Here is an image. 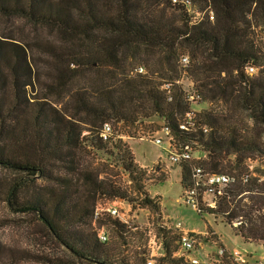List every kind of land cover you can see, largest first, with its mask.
<instances>
[{
	"label": "trees",
	"instance_id": "obj_1",
	"mask_svg": "<svg viewBox=\"0 0 264 264\" xmlns=\"http://www.w3.org/2000/svg\"><path fill=\"white\" fill-rule=\"evenodd\" d=\"M196 1L204 8L197 11L192 0H114L113 6L107 4L108 10L101 9L95 0H63L58 4L50 0H0V14L55 26L67 40L84 35L92 47L101 49L103 61L82 63L79 54L62 53L52 45H44V53L57 66L52 75L62 78L66 74L60 64L77 74L92 64L108 67L102 81L91 87V93H85L84 88L69 94L78 112L95 116L93 122L81 121L68 115L64 107L57 108L56 101H48L46 93L35 87L38 73L28 47L0 38V166L18 173L7 187L4 200L13 212L34 215L81 264H122L110 261L105 248L108 241L97 238L93 227L96 222L104 226L107 222V228L122 238L125 252L141 238L139 234L143 238L142 230H133L109 213L93 224L96 195L138 205L153 217L160 214L159 198L148 191L149 184L158 177L146 174L114 128L107 140L100 136L104 122L137 126L152 116L170 128L178 144L193 142V152L194 146H199L198 151L206 153L205 159L177 164L182 188L193 165L232 177L217 196L215 206H204L197 213L220 219L245 240L264 243V179L249 175L246 166L234 171L235 167L223 157L233 155L238 165L246 158L264 157V63L259 62L260 55L264 57V44L252 35L251 23V17H264V0ZM167 6L176 14L166 16ZM97 30L108 34L98 37ZM183 53L191 60L188 71L202 97L196 103L186 100L184 85L176 82L180 73L174 61ZM143 56L148 67L153 56L159 65L144 73L134 72ZM247 65L256 67V72L248 74ZM168 71L175 75H168ZM164 77L167 79L161 80ZM164 83L171 84L169 95L161 88ZM59 84L47 85L55 91ZM201 101L210 107L196 112L193 130H181L184 113L197 111ZM74 120L89 125L81 127ZM159 127L156 121L152 130ZM84 151L127 175L131 183L119 184L111 178H99L98 171L80 168L78 153ZM64 171L74 174L87 192L75 197L77 183L73 185L61 175ZM246 174L247 180L242 181ZM38 178L48 183L49 198H21L23 186L35 184ZM62 185L67 189L54 193V186ZM236 220L240 224L233 226ZM128 227L130 234L125 230ZM159 230L165 253L159 262L179 264L181 261L172 256L178 248V233L164 227ZM202 238L213 242L209 236ZM144 243L139 245L136 264L145 262Z\"/></svg>",
	"mask_w": 264,
	"mask_h": 264
},
{
	"label": "rangeland",
	"instance_id": "obj_2",
	"mask_svg": "<svg viewBox=\"0 0 264 264\" xmlns=\"http://www.w3.org/2000/svg\"><path fill=\"white\" fill-rule=\"evenodd\" d=\"M50 1L58 4L63 0ZM95 1L101 9L105 10H108L107 4L113 6L114 3V0ZM149 1L152 2V0ZM192 2L194 9H197V11L204 8L203 4H200V2L196 0H192ZM105 4L106 7L104 6ZM161 7L162 4L156 7L157 13L160 12L161 9L159 8ZM165 11L166 16H171L174 13L173 10L168 6ZM251 23L253 27L252 35H255L257 41L263 46L264 17L259 15L255 16L254 18L251 17ZM96 33L98 37H103V34H108L103 30H97ZM0 38L3 40L14 41L28 47V53L34 58L35 68L38 73V80L35 83V87L38 90L41 89L42 93H46V99L48 101H56L57 103L54 105H56L57 108L60 106L61 108L64 107L67 110L68 115L73 114L75 115L76 119L89 122L95 121V116L78 112L75 105H72V103L75 102H70L68 96L72 92L80 91L82 89L84 90V88H86L84 90L85 93H91V87L98 85V83L102 81L106 75L105 73L108 71V67L98 68V66L92 64L91 67H88L77 74L76 72L74 73V71L69 72L67 68L63 67V64H60L63 72L66 74H64L62 78H57L55 75H52L57 71V66H55L56 64L53 62L52 58L44 53L43 46L49 44L57 48L62 53L79 54L78 57L80 60L82 59V63L84 61L91 63L94 61H103L104 59L101 55V49L98 50L92 47L93 45L90 44L89 39H87V37L84 35H79L78 37L67 40V36H65L59 28L42 23H33L17 15L0 14ZM8 47L10 46H7V48ZM259 62L264 63V57L261 55L259 57ZM139 63V66L143 67L142 73L148 71V68L151 69L152 67H157L159 65L157 63L156 56L151 57V61L149 62L151 65H149V67L145 65L146 61L144 60V56L139 60ZM174 63L177 70H179V73H181L179 75L177 74L180 83H182V85H192L193 81L189 71H187L186 76L184 75L182 77L181 69L183 68L180 65L179 58H177ZM190 66L191 60H189L188 68H190ZM69 68H71V65ZM168 75L174 76L175 73L168 71ZM180 78L182 80H180ZM162 79H167V77L161 78V80ZM157 80L159 81L160 79ZM55 82H60V84L57 86L56 90L53 91L52 88H50V86L47 84ZM204 106L210 107L209 104L201 101L198 105H196L197 112L202 111ZM156 119H158L156 116H152L150 119L144 120L142 123H138L137 126H123L122 124L116 125L115 123L111 121L110 122L115 132H117L118 135H123L121 140L127 144L131 152L133 151L132 153L135 160H137V162H139L141 165L146 167L150 166L151 163H153L152 161L156 160L159 155L163 157L164 161L171 165L170 176L167 177L165 181L153 186L152 190L155 189L161 194L163 200L168 204L167 210H169L172 214H182L186 211V209L188 211V209H191L192 207L191 205H185L183 203L180 204L181 206H178L179 204L175 202L181 193V186L179 183L180 169L177 165L170 164L167 160L166 153L163 151V147H165V145L155 144L147 136V133L154 128V123L156 121L160 122V120ZM74 121L79 123L81 127H86L89 125L83 122H77L76 120ZM198 150L199 146H194V152L192 153L194 158L193 162L200 156ZM254 156L256 155H253L252 157ZM78 157L80 168H87L95 172H100L99 178H111L116 180L119 184H127L126 176L121 174L115 167L105 166L103 160L95 158L85 151L78 153ZM223 157L225 161H230V165L233 168L235 167L234 171L243 169L246 166V171L249 173V175L259 177V180L264 179V157L256 156L255 160L246 158L240 165L237 164V161L233 155H224ZM61 175L65 176L71 184L75 185L77 183L79 190L75 197H79L80 195L84 194L83 192H87V188L75 180L74 174H66L64 171L61 172ZM16 178H18V173H14L13 171H9L0 166V264H81L73 259L69 253L51 237L49 232H47L42 223H40L34 215L30 213L13 212L7 206L6 201L4 200V193L9 184L14 182ZM78 183H80V185ZM47 185L48 183L46 180L38 178L36 179L35 184L30 183L23 186V189L20 192V197L32 200L33 198L39 196L41 198L47 199L49 198V189ZM54 187L57 189L54 190V193L56 194L58 191L61 192L64 189H67L66 185ZM37 193H39V195H37ZM206 198L210 199V196L206 195ZM74 201L77 202L78 199L76 200L74 198ZM48 202H51V199L48 200ZM113 202L117 203V200ZM126 203L127 202H118L117 204L121 211L125 212L127 221L130 223V225L144 224L148 220L144 212L146 211L145 209H135L130 206L128 207ZM98 204L107 207L108 199L100 197V195H96L94 206ZM181 208L182 210L179 211ZM204 217L222 235L225 234L232 236L231 229L226 223L220 219H215L213 216L208 214H205ZM191 218L196 219L199 224L204 223V221L195 212H192ZM106 225L107 222H105V226L99 225L96 222L93 227L96 229L99 226H104V228H107L108 226ZM89 226H91V224ZM129 227L125 229L128 231L127 234H130L131 232L128 230ZM107 229L109 233V239L105 244V248L110 261L117 263L121 262L122 264H126V262L127 264H136L140 259L138 249L139 245H141V243L145 240L144 234L143 238L142 235L139 234L141 238H139L137 242L133 243L134 247L128 248L127 252H125L122 246V238H118L115 233L110 231L109 228ZM198 252V249L191 250L193 256H198ZM58 259L62 260L63 262L58 263Z\"/></svg>",
	"mask_w": 264,
	"mask_h": 264
},
{
	"label": "built area",
	"instance_id": "obj_3",
	"mask_svg": "<svg viewBox=\"0 0 264 264\" xmlns=\"http://www.w3.org/2000/svg\"><path fill=\"white\" fill-rule=\"evenodd\" d=\"M180 60V65L182 66V77L187 74L188 71V64H189V56L187 54H180L178 56ZM248 74H253L256 72L257 68L252 65H247L245 68ZM135 72L142 73L143 67L138 66L134 68ZM181 74V73H180ZM180 80H182L180 78ZM180 83L179 80L176 81ZM192 83V82H190ZM162 89L165 90L166 94H170L171 84L164 83L161 86ZM183 92L185 98L188 102L196 103L201 100V95L199 91L196 89L194 84L192 85H184ZM196 110L189 109L186 111L181 119L179 124V128L184 131H190L194 129L196 124ZM161 127L155 130H150L147 133V136L153 143L158 145H165V153L166 158L170 164H179L188 162L191 164L193 162V142H186L182 144H178L174 139L170 128L165 126L163 122H159ZM203 130L206 131L207 128L203 126ZM113 134V127L111 123L104 122L102 124L100 136L103 140H107ZM120 138H123L122 134L118 135ZM206 153H202L197 159L201 160L205 159ZM160 160L159 158L151 163L150 166H141L146 171V174L150 175L151 177H159L161 172L159 170ZM127 178V175H125ZM242 181L247 180V174L242 175ZM232 181V177L223 174V173H211L206 172L202 169L199 165L191 166L190 171V178L187 184L182 188V192L180 195V200L187 204L191 205V207L196 211L200 212L202 207H214L215 201L218 195H220L227 184ZM130 179L127 178V184H130ZM206 195L210 196V199L206 198ZM115 201V200H114ZM122 203L123 201L117 200V203ZM115 202L108 201V206L105 207L104 205H96L94 208L92 220L93 224L99 217H102L103 214H110L114 218H117L122 223L127 224L133 230H142L145 236V243L143 249L146 254L144 264H161L159 259L164 256V245H163V238L158 233L159 227H164L166 229H171L178 233V248L173 253V257L179 259L181 262L179 264H248L247 260V253L245 251L239 249H226L224 246L219 245L217 240L214 239V244L216 245V252L211 255L202 256L200 259L199 256L192 257L190 255L191 250L199 249L201 246L202 237L195 232L187 231L183 229L180 222L176 221L173 222L171 220H164L163 223H158L159 221L156 220L153 216L149 217V220L145 222V224H136L130 225L127 221V216L125 212H122L118 204ZM125 203V202H123ZM127 206L133 207L135 209H142L138 205H132L131 203H126ZM233 226H237L240 224L239 220L234 221ZM97 238L101 242L108 241V233L104 227H97L96 229ZM208 234V235H207ZM207 236H211V233L206 231ZM257 264H264V262L259 261Z\"/></svg>",
	"mask_w": 264,
	"mask_h": 264
},
{
	"label": "crops",
	"instance_id": "obj_4",
	"mask_svg": "<svg viewBox=\"0 0 264 264\" xmlns=\"http://www.w3.org/2000/svg\"><path fill=\"white\" fill-rule=\"evenodd\" d=\"M159 124V121L157 122ZM163 149L165 150V147H163ZM163 150V151H164ZM133 152V151H132ZM200 155H202V153L199 152ZM159 158L160 160V164H159V170L161 172V175L152 183L149 184L148 186V191L152 196H157L159 198L158 203L160 206V214L159 216H155V219L158 220V223H163L164 220H171L173 222H180V224L182 225L183 229L187 230V231H192L195 233H198L201 237H205L206 235V231H208V233H211V236H209V238L211 237V239H213V242H211V240L207 239V238H202L201 240V246L198 249V256L200 257V259H202V256H208L211 254H214L216 252V245L214 244V239L217 240L219 245L224 246L226 249H239L242 251H245L247 253V260H248V264H257L259 261L264 262V243H262L261 241H248L245 240L240 234H238L236 232V230L232 227H230L229 225H227L230 229H231V233L232 236L229 235H225V234H221L219 231H217L210 223L209 221H207L204 217L205 214L200 215L198 214L193 208L191 209H186L185 212H183L182 214L180 213H176V214H172L169 210H167L168 204L166 201L163 200L161 194L157 191V190H152L153 186H156L158 183H161L163 181L166 180L167 177L170 176V166L166 161L163 160L162 156H158L156 158V160ZM137 162V160H135ZM155 160H153L152 162H154ZM139 165H141L139 162H137ZM144 166V165H141ZM180 169V177H179V183L181 186V192H182V184H181V168L179 165H177ZM181 195V193H180ZM175 202H177V204H179L178 206H181L180 204L183 203L180 200V196L179 198H177L175 200ZM185 204V203H183ZM186 205V204H185ZM185 209V208H184ZM146 210V209H145ZM182 208L179 210L181 211ZM146 214V218L149 220V217L154 216L152 213H150L149 210L144 211ZM192 212H195L203 221V224H199L196 219L191 218ZM134 216V215H132ZM187 216V217H185ZM145 224V223H144ZM208 235V234H207ZM190 255L192 257L193 254L190 253Z\"/></svg>",
	"mask_w": 264,
	"mask_h": 264
}]
</instances>
